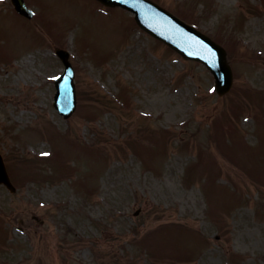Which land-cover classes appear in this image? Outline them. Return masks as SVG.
Returning a JSON list of instances; mask_svg holds the SVG:
<instances>
[{"label": "rangeland", "instance_id": "obj_1", "mask_svg": "<svg viewBox=\"0 0 264 264\" xmlns=\"http://www.w3.org/2000/svg\"><path fill=\"white\" fill-rule=\"evenodd\" d=\"M25 1L32 20L0 0V153L44 179L0 187V264H264V0H153L227 50L223 97L125 11ZM58 47L68 120L52 107Z\"/></svg>", "mask_w": 264, "mask_h": 264}, {"label": "water", "instance_id": "obj_2", "mask_svg": "<svg viewBox=\"0 0 264 264\" xmlns=\"http://www.w3.org/2000/svg\"><path fill=\"white\" fill-rule=\"evenodd\" d=\"M107 6H121L135 13V21L141 29L158 40L169 45L184 59L194 60L206 66L215 79V91L219 96L227 93L232 86V71L226 59V52L210 38L198 32L184 22L159 10L147 0H99ZM14 9L30 18L32 13L24 0H11ZM57 56L64 65V72L55 80L57 93L54 107L64 117L72 115L76 108V96L73 85V70L68 62V53L57 51ZM0 182L11 191L14 189L5 172L0 157Z\"/></svg>", "mask_w": 264, "mask_h": 264}, {"label": "snow or ice", "instance_id": "obj_3", "mask_svg": "<svg viewBox=\"0 0 264 264\" xmlns=\"http://www.w3.org/2000/svg\"><path fill=\"white\" fill-rule=\"evenodd\" d=\"M42 155H44V156H47V155H48V153H42Z\"/></svg>", "mask_w": 264, "mask_h": 264}]
</instances>
